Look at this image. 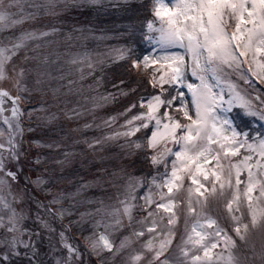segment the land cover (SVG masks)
Wrapping results in <instances>:
<instances>
[{"label": "snow or ice", "instance_id": "snow-or-ice-1", "mask_svg": "<svg viewBox=\"0 0 264 264\" xmlns=\"http://www.w3.org/2000/svg\"><path fill=\"white\" fill-rule=\"evenodd\" d=\"M107 2L117 7L128 0ZM105 3L106 0H0V82L14 81L17 92L13 96L0 88V120L7 125L6 140L3 139L5 131L0 129V229L4 232L0 236V248L8 250L0 257V264H5L10 257L20 256V247L31 253L27 257L28 264H44L32 243V238L42 236V232L28 233L24 227L28 209L17 210L13 206L23 203L27 193L24 190L19 195L14 193L10 181L17 183L23 173L24 133L34 131L32 127L25 128L23 118L27 116L31 123L34 113H44L35 117L44 126H52L60 119L57 113H49L43 106L32 111L20 107L21 103L30 102L22 95L32 94L25 82V73L30 70H17L13 62L22 50L25 53L22 62L38 59V55L28 56L29 42L55 35L60 29L54 25L50 31L38 27L24 29L23 25H36L43 17H58L70 8L99 7ZM151 16L152 19L146 21L143 38L153 46V53L142 59L135 58L134 49L124 46L113 49L115 56L112 59L113 62L130 60L132 68L137 70L141 66L145 70L151 68L148 82L153 88L158 87L159 92L141 97L138 103H130L117 114L126 117L121 125L124 131L104 134L94 140L83 138L76 143L95 152L97 146L102 148L107 141L133 137L143 130L144 142L139 138L125 139L120 147L149 152L148 159L153 167L162 166L164 170L148 182L147 192L139 197L142 204L130 201L137 200L134 193L144 186V181L129 177L125 188L127 195L119 200L122 209L104 207L101 201V207L95 212H81L79 220H70L64 225L58 233L60 255L55 258V264H90L91 257H96L98 264H108L145 237L140 250L133 249L125 257L126 264H241L235 250L242 246L246 248L249 236L255 230L264 236V134L253 136L238 130L229 118V113L238 107L245 115L264 121V99L257 95L255 99L259 106H256L237 90L234 82L223 79L236 74L250 86L253 78L264 86V0H171V3L152 0ZM18 28L22 30L16 35L12 30ZM78 31L83 33L84 29ZM9 32L12 34L4 35ZM40 47L36 44L31 50L36 52ZM44 62L47 63V57ZM68 63L86 65L90 69L87 74L83 68L78 69L83 81L86 75H93L96 64L103 65L104 61L93 63L85 53L73 56ZM189 75L198 83L190 82ZM41 82L40 79L36 81L37 84ZM221 82L227 84V100L223 89L217 91ZM72 83L69 84L70 92ZM101 84L102 77L88 87L98 92ZM123 84L121 80L119 85H113L118 92L92 96L91 108L83 111L74 108L71 113L65 111L64 116L69 120H78L85 115L93 118V122L86 121L82 129L74 131L102 130L114 124L117 116L100 118L96 123L95 113L97 109L135 92V88L125 90L121 87ZM185 88L190 100L182 91ZM6 102H10L7 109L10 116L4 115ZM134 109L139 110L133 112ZM128 113L133 114L128 116ZM37 146L61 148L59 142L37 143ZM62 155L64 159L55 162L64 167L77 153L64 150ZM34 163L41 161L37 158ZM59 179L63 180V177ZM32 183L51 196L47 205L36 201V221L50 236L56 233L52 221L62 223L74 214L72 209L77 205L93 203L84 196L85 190L91 186L88 183L79 184L75 192L61 191L55 195L51 189L41 187L48 183L43 177H37ZM182 190L185 195L181 198ZM209 197H227L224 203L226 225L222 226L218 219L208 214ZM66 200L71 202L70 206L62 207ZM181 204L184 205L183 231L178 233ZM53 205L57 207L53 209ZM40 209H43V216L39 214ZM134 209L143 215H135ZM89 222L92 231L84 236L82 250L78 244L70 242L66 233L73 223L83 231V225ZM100 228L104 231H98ZM125 228L130 229V234L123 235L117 244L113 237ZM178 234L179 242L173 247ZM24 236L29 239H22ZM170 250L172 256L166 255ZM251 251L253 257L245 259L264 264V243L258 252L255 245H251ZM105 253L111 255L105 256Z\"/></svg>", "mask_w": 264, "mask_h": 264}, {"label": "rangeland", "instance_id": "rangeland-1", "mask_svg": "<svg viewBox=\"0 0 264 264\" xmlns=\"http://www.w3.org/2000/svg\"><path fill=\"white\" fill-rule=\"evenodd\" d=\"M171 3V0H168ZM121 4V3H120ZM112 5L106 0L105 5L99 7H89L83 6L79 8H70L58 17H43L41 21L36 25H23L24 29H30L32 27H38L41 30H51L54 25L60 29L59 33L51 35L49 37L43 38L38 41L29 42V49L27 54L29 57H34L38 55V59H29L27 62H22V57L24 56V51L22 50L16 57L13 58V62L17 65V70L24 68L30 71L25 73V82L32 90L31 96L27 93H22L28 99L29 103H21L20 107L25 111H32L38 109L41 106L46 108L49 113L55 112L59 115L60 119L52 126H44L41 122L36 120L37 115H44V113H34L31 123L28 121V117L23 118V123L25 128L32 127L34 131L24 133V144L23 150L26 155L22 158L23 173L19 177L17 183H12L13 192L19 195L22 190H24L27 195L23 203H15L13 206L20 209H28V219L24 221V227L28 233L42 232V236L32 238V243L36 246L38 258L44 262V264H55V258L60 255L58 241V233L64 225H68L69 221H77L80 219L81 212L93 211L98 207H101V201L104 207H115L121 208L122 205L119 200L125 199L127 193L125 191L126 185L128 183L129 177L138 178L144 181V186L139 187L134 195L137 197L136 201H130L131 203L142 204L143 201L139 199L140 196L144 195L148 190V182L151 181L153 176L143 179L140 172L134 167L131 159L134 157L135 148L122 149L120 145L125 143V139L136 140L134 137L129 138H118L116 140L107 141L101 148L97 146L96 151L93 152L88 150L82 143H76L83 138L88 140H94L97 137H101L104 134L114 135L116 131H124L125 129L121 127L124 124L126 117L118 116L125 110L124 106L122 110L116 109L109 103L101 109H97L95 115L98 118L95 122L99 123L100 118L107 119L111 116H117V120L110 127H105L102 130H97L95 128L84 131H74V129L81 128L83 124L87 122H93L91 115H85L83 118L78 120H69L65 118L64 112L78 108L81 111L91 108L92 101L91 97L97 95L98 93L107 94L112 92L113 89L118 92L117 88L113 85L120 84V80L112 83V85H104L103 81L101 86L98 88V92L91 91L89 85L93 84L103 72V68L113 62V57L115 52L113 49L131 46L128 42L121 39L120 33L112 30H106L104 27L97 25L93 21L94 13H88L89 10H95L98 8L106 7ZM152 0L148 2V12L151 14ZM149 19H152V16ZM146 25V22H145ZM145 25L143 28V33L145 31ZM78 29H84L83 33L78 31ZM21 28L12 30L16 35L19 34ZM12 32L5 33L4 35H11ZM69 36L71 39H69ZM2 38V37H0ZM143 42H146L143 38ZM7 43V41H5ZM40 44L41 47L33 52L31 49L36 45ZM148 49L145 53L140 55L138 58L142 59L144 55H151L153 53V46L147 43ZM10 46V45H9ZM88 53L93 63L98 60H103L104 64H96V71L91 76H87L81 81L80 71L78 69L83 68L84 73L87 74L90 69L86 65H72L68 61L73 56H82ZM47 57V63L44 62V58ZM130 65V63H128ZM9 67V74L11 75V65ZM143 67V66H141ZM102 69V71H101ZM134 70V69H133ZM148 72L151 73L152 69L148 68ZM37 79L42 82L37 84ZM225 81H232L238 87L237 90L241 92L247 99L251 100L256 106H259V101L255 99L257 95L264 99V90L260 87L258 83L255 82L253 78V83L250 86L246 84L243 80L239 79L236 74H231L223 78ZM190 82L198 83L189 75ZM70 82L71 92L69 91ZM14 81L6 80L0 82V88L8 90L11 95H17L16 89L13 86ZM260 86V87H259ZM125 90H130L125 84L121 85ZM223 89L224 98L227 100L228 89L227 84L221 82L217 91ZM186 94V98L190 100V95L187 93V89H182ZM152 95V94H151ZM150 96V95H148ZM147 96V97H148ZM125 97L122 96V100ZM227 105H225L226 107ZM10 102L5 104V116H10ZM238 108V107H237ZM240 113L246 117L243 110L240 109ZM132 114H128L131 116ZM260 124L262 129L264 128V121H260L256 117H252ZM186 123V121H185ZM253 123V121H252ZM0 129L5 131L6 140L7 136V125L3 124L0 120ZM264 134L253 131L251 135H261ZM53 142H59L61 144L60 149H48L46 147H39V144H48ZM64 150H71L77 153V156L72 160V162L64 167L57 164L56 160L64 159L62 153ZM84 154L81 155L80 153ZM131 153V155H129ZM149 156V152H148ZM39 158L41 163L37 164L34 161ZM171 159V158H170ZM238 159V158H233ZM149 163L152 165L151 161L148 159ZM153 166V165H152ZM13 170H15L13 168ZM160 170L159 172H163ZM115 173V175H113ZM157 175V174H156ZM37 177H43L48 181L47 184L42 185L44 189H51L53 195L58 192L71 193L75 192L76 187L81 183H88L91 186L85 190L84 196L87 199L92 200V204L82 203L73 208V215L66 217L63 222L52 221V226L56 229V233L50 234L43 231L36 221L37 207L36 201H40L45 205L51 199V196L46 195L45 191L41 188L35 186L32 181H35ZM63 177V180L59 178ZM135 182V181H134ZM187 184V181L185 182ZM166 191V190H165ZM7 196V193H4ZM181 198L185 195L183 190L181 191ZM119 198V199H118ZM9 199H11L9 197ZM80 199H83L81 197ZM227 197L223 199L209 197V207L207 209L208 214L218 219L219 223L224 226L228 223L226 220L227 213L224 209V203ZM69 201H65L62 207H69ZM55 209L57 206H51ZM183 208L184 205H180L181 219L178 227V233L183 231ZM246 211V210H245ZM39 214L43 216V209L39 210ZM137 216L143 215L138 210L134 213ZM97 218H99L97 216ZM247 219V217H246ZM127 223V221H125ZM91 222L85 223L83 225V231L81 228L73 223L71 225V230L66 233L69 237L70 242L78 244L83 250V238L91 233ZM98 231H104L103 228L98 229ZM4 234L3 230L0 229V236ZM130 234V229L125 228L123 232L115 233L113 239L118 244L119 240L123 235ZM140 242H134L131 248L125 250L119 256L111 259L108 264H126L125 257L128 256L133 249L139 251ZM22 239H29V236H24ZM135 240V238H133ZM51 240V242H50ZM179 242V234L174 241L173 247ZM264 243V236L261 235L259 230H255L249 236V245L241 247L235 250V254L241 259V264H259L258 260L248 259L253 257L251 251V245H255L256 251L258 252L261 248V244ZM56 251H53V249ZM219 249H217L218 251ZM7 248H0V257L7 254ZM18 251L21 253L20 256L10 257L9 261L5 264H28L27 257L31 255L28 250L20 247ZM105 256H110L111 254L105 253ZM166 255L172 256L171 250ZM85 258L88 259L87 253H85ZM90 264H98L96 257L90 258ZM143 264V262H141Z\"/></svg>", "mask_w": 264, "mask_h": 264}, {"label": "trees", "instance_id": "trees-1", "mask_svg": "<svg viewBox=\"0 0 264 264\" xmlns=\"http://www.w3.org/2000/svg\"><path fill=\"white\" fill-rule=\"evenodd\" d=\"M150 0H128L127 3H121L119 6L113 5L98 8L95 10H89L88 13H94L93 21L104 27L106 30H112L120 33L121 39L131 44L134 49V57L138 58L145 53L148 49L146 42H143V28L145 22L151 17L148 12V2ZM130 63V65L128 64ZM148 69L143 67L137 70L132 68L131 61H116L112 62L103 68V72L100 77L104 85H112V83L123 80L127 87L135 88V92H130L123 100L120 97L117 101L111 105L118 110H122L124 106L129 103H138L141 97H147L151 94L159 92V88H153L149 81ZM165 87H168L165 85ZM260 87V86H259ZM264 90V86L260 87ZM112 92H116L115 89ZM139 109H134L133 112ZM133 114V113H128ZM229 118L233 120L234 125L238 126V130L249 132L253 131L258 133H264V128L260 126L258 122L252 117H246L240 113L239 108H234L229 113ZM253 121V123H252ZM136 140L139 138L141 142H144L143 130L133 136ZM134 157L131 159L134 167L140 172L143 179H147L153 174H157L162 170V166L159 168L153 167L148 161V152L145 150H135ZM136 209H134L135 213ZM69 218V216H68Z\"/></svg>", "mask_w": 264, "mask_h": 264}, {"label": "water", "instance_id": "water-1", "mask_svg": "<svg viewBox=\"0 0 264 264\" xmlns=\"http://www.w3.org/2000/svg\"><path fill=\"white\" fill-rule=\"evenodd\" d=\"M3 89V88H2ZM7 103V102H6Z\"/></svg>", "mask_w": 264, "mask_h": 264}]
</instances>
